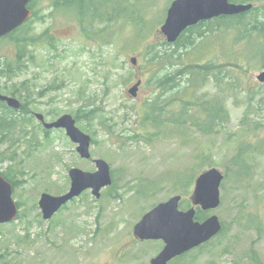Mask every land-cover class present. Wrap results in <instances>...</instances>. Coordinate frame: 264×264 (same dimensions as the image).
I'll use <instances>...</instances> for the list:
<instances>
[{"label": "rangeland", "instance_id": "obj_1", "mask_svg": "<svg viewBox=\"0 0 264 264\" xmlns=\"http://www.w3.org/2000/svg\"><path fill=\"white\" fill-rule=\"evenodd\" d=\"M58 1L36 0L19 63L13 40L0 42V64L13 62L0 93L17 92L29 114H15L25 120L0 142V172L16 183L19 205L17 220L0 225V264H151L164 243L141 241L135 226L174 196L187 210L197 178L211 168L224 174L222 202L206 219L216 215L223 229L169 264H264V0H253L255 15L242 24L211 25L190 48L167 45L161 32L175 0ZM207 64L214 70L195 85L186 68ZM155 103L156 121H147ZM215 103L221 112L209 122L205 110ZM36 114L46 122L72 115L92 138L91 160ZM202 119L210 123L204 131ZM99 159L112 186L100 199L88 190L44 220L42 194H66L70 170L95 172Z\"/></svg>", "mask_w": 264, "mask_h": 264}, {"label": "water", "instance_id": "obj_2", "mask_svg": "<svg viewBox=\"0 0 264 264\" xmlns=\"http://www.w3.org/2000/svg\"><path fill=\"white\" fill-rule=\"evenodd\" d=\"M32 0H0V38H4L26 24L33 15L29 8ZM253 4H235L231 0H175L168 10L167 18L161 32L169 44H175L180 36L190 27L202 21L220 16H237L248 13ZM136 64V60L132 61ZM264 83V71L258 76ZM141 85L138 82L129 93L137 96ZM0 102L10 109L19 111L22 103L16 97L0 93ZM47 131L62 129L67 137L77 145V152L82 159H91L92 138L77 125L72 115H63L54 122H46L44 115L36 114ZM97 170L86 172L73 168L69 172L70 190L61 196L42 194L39 207L43 218L50 221L63 207L91 190L96 199H100L102 191L113 184L111 168L104 160H95ZM224 174L217 168L202 173L196 180L191 197L192 207L182 211V196H174L145 214L134 228V235L141 241H162L163 250L151 260V264H169L190 251L203 246L218 236L222 223L216 215L203 222L196 220L197 209L210 212L221 206V185ZM14 189L0 172V225L10 224L17 220L19 207L13 198Z\"/></svg>", "mask_w": 264, "mask_h": 264}, {"label": "trees", "instance_id": "obj_3", "mask_svg": "<svg viewBox=\"0 0 264 264\" xmlns=\"http://www.w3.org/2000/svg\"><path fill=\"white\" fill-rule=\"evenodd\" d=\"M64 1V2H63ZM87 0H62V1H58L56 5H60V4H64V6H72L74 4H84V2ZM35 2L36 0H32L30 2L29 8L33 11L34 13V6H35ZM242 2L245 3H252L253 0H242ZM256 8H254L252 11L241 15V17H228L226 18L228 21H235L237 22L238 25L242 24L244 19H246L247 17H251L255 15V10ZM35 13L33 14L32 18L26 23L24 24L22 27H20L18 30H16L15 32L11 33L10 35L4 37V38H0V42H2L3 40H13V42L17 45L18 48V53H17V59L15 60V62L19 63V61L22 59V57L24 56L27 46L31 43V39L28 36V25L29 23L32 21V19L34 18ZM83 15V14H82ZM85 16V14H84ZM91 17L97 18V20H100L103 17V14H99V11H97L96 9L92 11ZM237 25V26H238ZM246 27H248V24H246ZM204 31H199L197 34L193 33L192 30L188 31V33H184L179 40L173 44V45H185L186 47L190 48L193 47L195 45V38H202ZM211 32V31H210ZM201 34V35H198ZM167 45H172L169 44L167 42ZM14 62V63H15ZM215 66L213 64H207V65H194V66H189L186 68V72L188 76H192V78H194L195 81V85H197L199 82V77L204 76L205 73H210L214 70ZM13 69V62H3L2 64H0V92L6 88H4V84H3V78L7 77L8 73H10ZM166 81H170L169 79L160 81L162 82V87L165 88L166 85H164L166 83ZM172 81V80H171ZM164 83V84H163ZM12 94L13 97H15L17 94V92L13 91L10 92ZM155 108H157V103L150 105L149 109H151V114H147L146 120H151V119H155L156 121V117H154V115H152L155 111ZM148 109V110H149ZM150 111V110H149ZM206 113H207V119H209V122L212 121V119H216L219 117V113L221 112V106L218 103L212 104V105H208V108H206ZM17 113H21L24 116L29 117V114L27 112V108L26 106H24L22 104V108L19 111H15L10 109L5 103L0 102V142L2 140L3 137L9 135V133H11L14 129H16V127H18L22 121H24L25 119H21V118H17L15 117V114ZM94 114V110H89L83 112L82 117L84 118H89V116ZM81 116H78V119H80ZM77 121V120H76ZM206 122L205 120H200L199 121V126L201 127V129L204 131L206 126L208 128V124L210 123ZM214 122V121H212ZM1 157V155H0ZM5 179L10 182L13 186V189L16 186V183L14 182V180L12 179V177L10 176V174H6V173H1ZM183 203L181 202L180 206ZM18 205V204H17ZM19 207V205H18ZM186 208H191V205H186ZM196 220L203 222L204 220H206V212L201 211L199 208L197 209V214H196Z\"/></svg>", "mask_w": 264, "mask_h": 264}, {"label": "flooded vegetation", "instance_id": "obj_4", "mask_svg": "<svg viewBox=\"0 0 264 264\" xmlns=\"http://www.w3.org/2000/svg\"><path fill=\"white\" fill-rule=\"evenodd\" d=\"M231 3H235V4H249V3H245V2H242V0H231ZM255 8V7H254ZM253 8V9H254ZM252 9V10H253ZM33 12V11H32ZM34 14V13H33ZM246 14V13H245ZM243 15V14H241ZM241 15H237V16H220V17H216V18H213L211 20H207V21H202L200 23H198L197 25L193 26V27H190L188 28L184 33H188V31L192 30L193 33L197 34L199 31H204L203 33V37L206 35V34H209L210 33V28H211V25H216V27H221L223 25V23L225 21H227L226 18L228 17H241ZM33 16V15H32ZM183 33V34H184ZM182 34V35H183ZM181 35V36H182ZM198 35H201V34H198ZM180 36V37H181ZM43 124V123H42ZM53 130H56V129H53ZM59 130H62V129H59ZM64 131V130H63ZM91 160V159H90ZM192 207V206H191Z\"/></svg>", "mask_w": 264, "mask_h": 264}]
</instances>
